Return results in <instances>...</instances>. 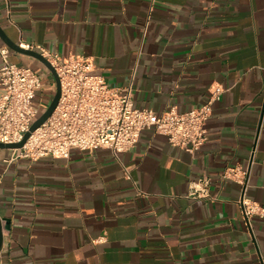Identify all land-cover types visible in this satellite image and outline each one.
Listing matches in <instances>:
<instances>
[{"label": "crops", "instance_id": "0c3cea01", "mask_svg": "<svg viewBox=\"0 0 264 264\" xmlns=\"http://www.w3.org/2000/svg\"><path fill=\"white\" fill-rule=\"evenodd\" d=\"M0 25L20 47L92 59L157 114L226 88L195 153L153 128L119 155L0 149V263L264 264V215L248 222L242 203L264 208V0H0ZM33 59L12 49L14 63ZM237 166L251 170L245 193L222 176ZM205 178L211 197L194 198Z\"/></svg>", "mask_w": 264, "mask_h": 264}, {"label": "built area", "instance_id": "2783aa9c", "mask_svg": "<svg viewBox=\"0 0 264 264\" xmlns=\"http://www.w3.org/2000/svg\"><path fill=\"white\" fill-rule=\"evenodd\" d=\"M35 50L50 61L61 81V97L55 112L35 132L18 156L38 160L43 157L68 158L72 148L91 151L111 149L116 155L131 150L145 129L153 128L157 134L190 153L199 151L208 140V123L214 105L223 99L226 88L215 84L208 101L201 107L180 112L176 108L157 114L135 104L133 85L113 86L93 72L92 59L64 58L50 53L41 45L21 44ZM3 64L0 69V143L15 144L24 140L35 121L45 112L35 104L42 81L37 72L11 60L12 49L0 44ZM249 168L228 167L223 178L248 187ZM209 178L192 182L190 194L194 198H208ZM245 216L264 215V208L243 197ZM0 264H4L1 262Z\"/></svg>", "mask_w": 264, "mask_h": 264}, {"label": "water", "instance_id": "95a60500", "mask_svg": "<svg viewBox=\"0 0 264 264\" xmlns=\"http://www.w3.org/2000/svg\"><path fill=\"white\" fill-rule=\"evenodd\" d=\"M0 37L11 49L16 51L17 53L33 57V58L41 61L44 65H46V67L51 71V73L54 77L55 83L57 85L56 93L54 95V98H53L51 104L49 105L47 110L35 121V123L31 127L30 132H28L26 134L24 140L20 143H15V144L0 143V149H21L25 146L28 139L31 137L32 133L35 132L38 128H40L51 117V115L55 112V110L58 106L60 97H61V81H60V78L57 74L56 69L53 67V65L50 63V61L48 59H46L38 51L27 50V49L20 47V45L18 43L12 41L8 37V35L5 33V31L1 25H0ZM2 246H3V228H2V222L0 220V252H1Z\"/></svg>", "mask_w": 264, "mask_h": 264}, {"label": "rangeland", "instance_id": "374dc122", "mask_svg": "<svg viewBox=\"0 0 264 264\" xmlns=\"http://www.w3.org/2000/svg\"><path fill=\"white\" fill-rule=\"evenodd\" d=\"M36 62L35 71L39 74L42 81V89L37 92V98L35 99L36 106L43 105V109H47L46 105L51 101V98L55 95L57 85L52 81L51 71L41 61L33 59Z\"/></svg>", "mask_w": 264, "mask_h": 264}]
</instances>
